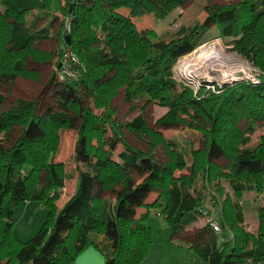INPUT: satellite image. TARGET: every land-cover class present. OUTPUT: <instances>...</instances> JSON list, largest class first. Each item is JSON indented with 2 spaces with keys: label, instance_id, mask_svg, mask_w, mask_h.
Returning <instances> with one entry per match:
<instances>
[{
  "label": "trees",
  "instance_id": "obj_1",
  "mask_svg": "<svg viewBox=\"0 0 264 264\" xmlns=\"http://www.w3.org/2000/svg\"><path fill=\"white\" fill-rule=\"evenodd\" d=\"M51 1L0 0V85L11 86L19 77L38 81L39 72L27 68L28 58L37 64L53 61L56 71L66 48L65 23L70 24L69 47L86 68L79 82L67 86L56 81L54 72L53 84L65 98L47 114H39L38 96L0 107V264H75L89 247L103 255L104 264H140L153 241L150 211L162 216L172 241L185 245L201 264H264V200L255 207V232L246 230L239 204L244 191L264 192V133L251 145V136L260 123L264 126V0L210 6L204 21L183 26L177 37L162 42L133 19L164 17L187 0H59L62 18L49 12ZM57 19L56 48L44 52L38 46ZM44 20L49 23L37 27ZM212 25L218 37L230 39L232 50L263 71L259 85L236 82L202 97L186 88L174 90L173 66L215 39L208 37ZM121 91L125 101L167 106L155 125L192 127L202 135V147H182L165 138L146 124L142 112L118 121L110 103ZM6 97L0 91V106ZM67 112L80 117L73 160L84 158L85 167L76 166L74 173L53 161L59 131L70 124ZM123 128L145 141L147 150L131 145ZM217 157L227 164L216 163ZM183 169L188 174L174 175ZM135 174L142 176L137 183ZM69 177L76 181L75 191L57 208ZM222 179L233 197L219 203ZM211 184L218 187L212 191ZM97 185L101 191L122 192L114 200L100 198ZM151 192L157 195L146 203ZM34 200L48 208V216L22 242L13 233L12 208ZM209 205L218 207L217 220ZM138 207L145 211L135 217ZM204 218L202 226L188 228Z\"/></svg>",
  "mask_w": 264,
  "mask_h": 264
},
{
  "label": "rangeland",
  "instance_id": "obj_2",
  "mask_svg": "<svg viewBox=\"0 0 264 264\" xmlns=\"http://www.w3.org/2000/svg\"><path fill=\"white\" fill-rule=\"evenodd\" d=\"M234 0H187L184 4L174 7L171 11L167 13L164 17H158L153 15H147L145 17H140L133 19L138 28H149L153 31V38L157 42L168 41L174 37L179 35L180 28L183 26L192 25L196 22H202L205 20L207 16V11L210 6H223L227 4H231ZM54 9L58 10V2L56 1L53 6ZM69 10V9H68ZM61 18L64 17L65 14L61 13ZM70 14V13H69ZM70 17V16H69ZM30 16L28 17V19ZM61 22H55L53 27L50 29L49 36L40 44V50L44 52L52 53L54 52L57 39L55 32L59 30ZM65 25V24H64ZM63 25L62 34L69 35L70 32V24H68L69 29L66 30ZM55 35V36H54ZM208 37L215 38L219 40L220 46L224 49L225 53L229 55H237L240 58H243L242 55L232 50L228 41L230 39H222L218 37V29L214 25L211 26ZM212 38V39H213ZM213 39V40H215ZM66 46L72 51L69 47V44L66 43ZM73 52V51H72ZM74 53V52H73ZM230 56V57H231ZM245 58V57H244ZM243 58V59H244ZM54 59H58V57H54ZM79 59V58H78ZM247 59V58H245ZM80 61V60H79ZM60 62V59H59ZM81 62V61H80ZM84 65V64H83ZM59 66V64H58ZM54 62H47L42 64L35 63L32 59L27 60V68L36 69L39 72L38 81H32L30 79L25 78H17L15 82L9 85H0V91L6 94V100L3 103L1 108L7 107L17 98H26V97H39V109L38 112L40 115L47 114L51 111V109H58V101L63 100L65 98L63 93H59L58 89L53 84L54 81ZM84 69L85 66H84ZM85 71V70H84ZM53 77V81L51 80ZM81 78V77H80ZM244 83V81H242ZM73 88V87H72ZM174 90L181 91V89L186 88L189 90L191 96L193 95L191 90L186 87L183 83L176 82L175 86H173ZM85 102H87V97H85ZM143 102L137 101H125L123 99L122 91L112 99L110 103V108L115 111L114 117L120 122H126L132 120L136 115L140 112L145 117L146 124L149 127H154L156 130L160 131L165 138H170L176 140L180 143L182 147H187L191 144L192 148L202 147V135L192 127H186L184 125H172L165 126L156 124V120L165 115L168 112V107L160 105L156 102H150L147 104H142ZM84 104H81L82 107ZM70 118V124L68 128L61 129L59 131V143L58 150L53 159L54 162L60 163L64 167L65 172L74 173L76 166H80L84 168V158L79 162H75L73 160V152L75 147V140L77 137L78 127L80 124V117L73 113L67 112ZM187 121H190L189 116L185 114H181ZM122 132L125 134L128 142L138 148L147 150L148 146L145 141L140 140L132 133H129L124 128ZM264 133V126L260 123L257 131L251 136L252 142L251 145H255L258 142V138L260 134ZM17 136V129L11 134V138H15ZM8 143L4 142L3 146H7ZM120 150V145L116 146L115 151ZM156 156L159 160L164 158L163 151H157ZM215 162L221 166H225L227 164V159L224 157L215 158ZM189 164V160H188ZM187 169L176 170L174 175L181 176L183 174H188ZM141 175H134L135 182H139L141 180ZM74 178L69 177L66 180L65 187L61 191L60 197L55 201V205L58 208L59 205L62 204L63 200L66 201L68 198H62L66 196V193L71 190L73 186ZM218 186L210 185L211 190L217 188ZM219 187H221V194L216 193L217 198L222 201L226 196H232L233 192L229 185L228 180H220ZM122 192L120 188H115L112 191H101L99 186L97 185L95 188V195L100 198H107L109 200H114L117 195ZM157 195V192H151L147 201L154 199ZM68 197V196H67ZM264 200V192L256 195L253 191H244L240 197L239 204L243 210L244 216V226L246 230L255 232L257 229V219H256V209L260 202ZM65 203V202H64ZM208 205V204H207ZM211 208V215L216 220L218 219V210L215 206L209 205ZM216 210V211H215ZM48 216V208L40 203L39 201H26L16 204L12 208V218H13V233L17 240L19 241H27L30 239L37 230L41 227L43 222L47 219ZM151 220L154 223H158L154 213L151 215ZM159 220L163 221L162 216L158 217ZM204 219H199L194 224H191L188 228H197L204 224ZM152 222V223H153ZM164 222V221H163ZM155 230V241H152V245L150 250H158V264H201L200 259L188 249L184 251H180L181 249H172L170 245L164 246V239L162 238V232L159 230L157 225L153 226ZM190 236V234L188 235ZM153 234L152 239L154 240ZM188 238V237H187ZM92 250V249H90ZM150 252V251H149Z\"/></svg>",
  "mask_w": 264,
  "mask_h": 264
},
{
  "label": "built area",
  "instance_id": "obj_3",
  "mask_svg": "<svg viewBox=\"0 0 264 264\" xmlns=\"http://www.w3.org/2000/svg\"><path fill=\"white\" fill-rule=\"evenodd\" d=\"M68 24L69 23H65L64 25L66 30L69 29ZM209 45L222 48L218 39L210 40L180 57L173 66V79L188 87L192 91L193 96L202 97L209 93H217L224 86L236 82L244 81L250 85H259L262 82L263 71L258 66L244 57L243 59L237 55L228 56L223 48L227 62L224 67L226 69L225 71H223L220 66L218 67V64L213 63H209L211 65L200 68L199 66H201V63L192 59H190L189 64H183V61L188 57L192 58L194 54L200 51L199 49ZM205 64H208V62H205ZM84 70L83 63L80 62L78 57L66 46L60 57L59 66L55 71V79L62 85H72L80 81L81 73L84 72ZM209 222L214 230L219 231L217 224L213 220Z\"/></svg>",
  "mask_w": 264,
  "mask_h": 264
},
{
  "label": "crops",
  "instance_id": "obj_4",
  "mask_svg": "<svg viewBox=\"0 0 264 264\" xmlns=\"http://www.w3.org/2000/svg\"><path fill=\"white\" fill-rule=\"evenodd\" d=\"M58 2V10L54 9L52 6L55 2ZM62 2V1H61ZM49 12L53 15H56L58 16L59 18H61V10H60V7H59V0H52L50 5H49ZM60 21L59 19L57 20H53L52 21V26L51 28L53 27V24L55 22H58ZM49 23V20H44V21H40L38 23V26L37 27H41V26H45ZM50 31V30H49ZM55 35H56V32H55ZM54 35V36H55ZM49 36H52L51 34H49ZM42 43V42H41ZM40 43V44H41ZM40 47V45L38 46V48ZM40 49V48H39ZM65 187V186H64ZM75 188H76V181L74 179L73 181V186L71 187V190H69V192L66 193V196L65 197H62L63 199L64 198H69L75 191ZM68 196V197H67ZM152 201V200H150ZM150 201H145L146 203H149ZM64 200L62 202L61 205L58 206V208H60L63 204H64ZM145 211V209L143 207H138L136 209V215L135 217H138L140 216V214H142L143 212ZM154 212L150 211L149 213V216H148V223L151 227V230H152V234H153V237L155 235V228L153 227L154 224L157 225V227L159 228V230L162 232V238L164 239V246L166 245H170V247H172V249H181L180 251H184L186 248L185 245L183 244H178V243H175L174 241H172V238H171V234H170V229L169 227L167 226L166 222L162 221V220H159L158 217H160L159 214H156L154 213V215L156 217H153L154 219H156V221H158V223H161V224H157V223H154L150 218L152 217L151 215L153 214ZM153 222V223H152ZM155 241V237H154V240L153 242ZM92 249V250H90ZM153 250H150V252L148 253V255L144 258V260L140 263V264H158V253L159 251L158 250H155L154 248H152ZM75 264H104V257L103 255L98 252L95 248L93 247H89L87 249H85L82 253H80L76 260H75Z\"/></svg>",
  "mask_w": 264,
  "mask_h": 264
},
{
  "label": "bare ground",
  "instance_id": "obj_5",
  "mask_svg": "<svg viewBox=\"0 0 264 264\" xmlns=\"http://www.w3.org/2000/svg\"><path fill=\"white\" fill-rule=\"evenodd\" d=\"M199 50L200 51L194 54L192 58L188 57L186 60H184L183 64H189L190 59H192L201 63V66H199L200 68L205 67L207 65H211L209 63H213L218 64V67L220 66L223 71L226 70L224 67L226 66L227 62L222 48H219L215 45H209L204 46ZM205 62H208V64H205Z\"/></svg>",
  "mask_w": 264,
  "mask_h": 264
},
{
  "label": "water",
  "instance_id": "obj_6",
  "mask_svg": "<svg viewBox=\"0 0 264 264\" xmlns=\"http://www.w3.org/2000/svg\"><path fill=\"white\" fill-rule=\"evenodd\" d=\"M71 9H72V8H71V6H70V7H69V10H68L69 13H71ZM64 39H65V42H66L67 44H69V35H66Z\"/></svg>",
  "mask_w": 264,
  "mask_h": 264
}]
</instances>
